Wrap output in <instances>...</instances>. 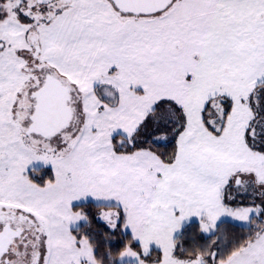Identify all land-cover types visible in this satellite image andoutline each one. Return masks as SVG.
Here are the masks:
<instances>
[{
    "label": "snow or ice",
    "instance_id": "obj_1",
    "mask_svg": "<svg viewBox=\"0 0 264 264\" xmlns=\"http://www.w3.org/2000/svg\"><path fill=\"white\" fill-rule=\"evenodd\" d=\"M0 264H264V0H0Z\"/></svg>",
    "mask_w": 264,
    "mask_h": 264
},
{
    "label": "rangeland",
    "instance_id": "obj_2",
    "mask_svg": "<svg viewBox=\"0 0 264 264\" xmlns=\"http://www.w3.org/2000/svg\"><path fill=\"white\" fill-rule=\"evenodd\" d=\"M225 227H228L231 231H233L236 235H241L244 233L240 228H244L242 225H237L235 222L229 221Z\"/></svg>",
    "mask_w": 264,
    "mask_h": 264
},
{
    "label": "trees",
    "instance_id": "obj_3",
    "mask_svg": "<svg viewBox=\"0 0 264 264\" xmlns=\"http://www.w3.org/2000/svg\"><path fill=\"white\" fill-rule=\"evenodd\" d=\"M240 229H241L242 231H244V232L246 231V229H245V228H242V227H241Z\"/></svg>",
    "mask_w": 264,
    "mask_h": 264
}]
</instances>
